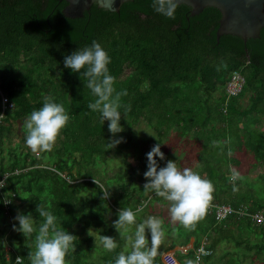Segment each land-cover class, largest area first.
Masks as SVG:
<instances>
[{
    "label": "trees",
    "instance_id": "obj_1",
    "mask_svg": "<svg viewBox=\"0 0 264 264\" xmlns=\"http://www.w3.org/2000/svg\"><path fill=\"white\" fill-rule=\"evenodd\" d=\"M66 5L65 0H0V175L7 176L0 186V264H15L17 256H24V264H30L26 238L12 228L17 210L33 212L39 223L37 203L51 208L76 235L75 247L66 257L68 264H87V252L95 247L90 228L106 226L102 235H112L116 229L111 221L118 218L121 207L135 209L148 201L142 214L137 213L139 223L151 215L149 210L156 202L166 203L152 192L141 194L138 178L142 173L129 161L138 153L125 152L142 123L159 139L176 127L179 137H195L202 149L194 170L202 176L208 173L215 198L234 209L264 213V200L252 188L233 190L239 179L231 181V176L229 186L218 184L210 167L211 151L216 147L225 150L228 168L241 165L236 154L242 151L252 154L254 168L264 165V132H250L243 123L251 117L264 118V28L259 38L247 42L231 35L217 41L221 13L213 7L191 16V8L181 4L175 17L169 18L154 11L152 0L126 2L119 13L95 3L82 18L72 19L63 14ZM93 40L101 42L112 58L109 68L116 77V89H127L121 98L122 113L131 105L126 119H121L125 131L119 135L126 142L114 149L106 147V139L112 135L107 122L102 124L99 114L88 108L95 97L83 82L86 78L63 64L66 54ZM128 70L133 73L127 75ZM235 72L244 78L243 89L227 102L226 85ZM222 86L225 89L218 95L214 124L209 103ZM46 94L63 103L70 120L54 147L37 153L25 144L23 122L42 106ZM118 155L121 163L110 167L111 158ZM94 177L111 191L107 201L102 200V189ZM263 178V174L258 177ZM169 230H178L181 246L196 240L186 254L176 253L181 264L188 261L184 263L181 257L194 260L200 237H208V248L213 250L205 260L214 258L220 243L231 240L240 256L227 264L247 259L250 264H264V224H254L246 216L217 223L213 214L205 212L193 226L181 224ZM120 241L113 251L102 246L99 264H111L122 251ZM175 243L158 251L155 264H164L162 254L174 249Z\"/></svg>",
    "mask_w": 264,
    "mask_h": 264
},
{
    "label": "clouds",
    "instance_id": "obj_2",
    "mask_svg": "<svg viewBox=\"0 0 264 264\" xmlns=\"http://www.w3.org/2000/svg\"><path fill=\"white\" fill-rule=\"evenodd\" d=\"M179 3L180 0H152V7L157 13L174 18ZM111 59L101 42L93 40L91 44L66 54L63 60L65 68L78 73L81 78H86L83 82L95 97L89 102L88 108L99 114L102 124L107 122L108 130L112 134L106 139L108 149H114L126 142V137L119 135L125 131L121 119H126L127 112L131 110V105L128 104L124 107V112L121 111V98L127 95V89H116V77L109 68ZM69 120L70 115L63 103L58 102L52 95H44L42 106L33 109L23 122L26 129L25 144L37 153L51 150ZM212 143L216 144L218 141L213 140ZM146 157L147 168L143 172L146 178L144 191L152 192L169 202L172 221H178L186 227L193 226L205 214L214 196L212 181L205 179L191 167H178L176 160L168 159L166 164L161 166L160 161L166 157L160 142L151 147ZM230 174L233 181L240 177V172L234 167L230 168ZM5 182L6 179H0V185ZM95 182L102 189V200L110 199L111 191L104 188L98 180L95 179ZM233 190H238L235 184ZM147 205L148 201H142L135 209L130 206L121 207L117 213L118 218L111 221L121 236L129 232L130 226L135 225L134 233L127 235L130 250L126 244L125 250L120 251L111 264H155L157 245L164 238L165 230L161 218L156 215H147L137 223V213ZM36 212L42 218L39 223L33 212L17 210L12 224L13 230L26 238L30 249L27 256L30 264H68L66 257L70 249L75 247L76 235L65 228L55 212L44 203H37ZM92 230L89 229L90 235ZM101 242L103 248L108 251H113L118 246L116 237L112 235L103 234ZM33 244L34 247L31 246ZM181 250L186 254L190 249L187 248L186 252ZM176 258L178 259L177 256ZM24 259V256H17L15 264H24ZM178 261L181 264L179 259ZM187 264H199V256L195 260L189 259Z\"/></svg>",
    "mask_w": 264,
    "mask_h": 264
},
{
    "label": "rangeland",
    "instance_id": "obj_3",
    "mask_svg": "<svg viewBox=\"0 0 264 264\" xmlns=\"http://www.w3.org/2000/svg\"><path fill=\"white\" fill-rule=\"evenodd\" d=\"M126 73L127 75H130L133 72L132 70H128ZM224 89H225V86H222L219 90H217L213 94L211 98V102L209 103L210 105H212L211 106L212 114L214 113L213 114L214 116L212 118V121H214V124H216V121L214 119H217V116H218V113L216 111L217 110L216 105L219 102L218 95ZM244 105H246V102ZM243 123L246 124L250 132H255L258 130L264 132V118H262V120L260 121V118L258 117H253V119L251 117L246 121L243 120ZM190 134L193 136H197L195 133H192V132H190ZM183 135L182 137H179V129L178 127H176L175 129L174 128L169 129L168 135L166 137H162L161 139H159L155 131H153V129L150 128L146 123H142L135 128L134 135H133L134 137L130 144V149L126 150L125 152L126 153H129V152L138 153V156H130L129 161L134 166H138L137 167L138 172L142 173L141 178H138V185L141 186L140 190L142 191L141 194L146 195V196L149 195V192H145L143 189V185L146 179L143 175V172L147 168L146 153L151 149V147L155 143H158V141H161L162 151L165 153V157H166L165 160L160 161L161 166L165 165L168 159H172V160H176L178 167H181V168L191 167L194 169L197 163L198 154L200 150L202 149L201 144L200 142L195 141V137L188 136L185 138ZM211 153L213 155H211L210 157V160H211L210 167H211V170L213 171L212 173L214 175L213 177L215 179V182L221 185L227 184V186H229L231 184L229 181L231 174H230L228 165L225 164L226 163L225 150L223 151L222 147H216L215 150L211 151ZM208 156L209 155H207V157ZM236 156L238 159L241 160V165L239 167H236V169L240 172V177L238 178L239 184L237 185L238 189L240 190L242 189L243 191H248L250 188H252L254 190L253 192H255V195L264 200V180L258 179L260 175L262 174L264 175V165H256V167L254 168L252 166V162L254 161V159L252 158V154L245 152V151L238 152ZM157 159H159V157ZM121 160H122V156L120 155H118V157L116 158H111L110 167L120 164ZM230 165H232V167L235 168L233 164H230ZM242 174H246V176H243ZM168 204L169 203L167 202V204L163 206L161 203L160 204L155 203L153 207L149 210L151 215H156L161 218L163 222L162 226L165 230L164 238L161 240L159 245H157V253L158 251H161L162 249L165 250L168 247H170L173 241L177 243L174 249L180 247L179 249H176L177 251H180L181 249H184V248L190 249V246H193V244L196 242L195 239H191L187 245L185 246L179 245L178 242L182 240V238L177 239L178 238L177 235L179 234L178 230H176L175 232H173V230L172 232L171 230H169L170 228L172 229L176 228L175 224L177 221H172ZM140 214H142V212L138 213V215ZM107 225H111V223ZM105 227L106 226H103L99 229L92 230L91 232L92 236H94L95 238V242L97 245L102 244L101 238H102L103 229ZM134 231H135V227L130 226L129 232L126 233V236L130 233H134ZM232 231H235V229L232 228ZM118 235L119 233L117 232V230L116 232L112 234V236H115L116 239L118 238ZM233 235L235 237L238 234L234 232ZM239 238L240 237H238L237 240ZM201 239L202 237H200V240ZM250 239L251 240L254 239L252 235L250 236ZM120 240L121 238L119 237L117 241H120ZM125 240H127V237H125ZM149 240H150V234H149ZM126 244L128 245V248L130 250V243L128 242V240ZM238 249L239 248L237 247L236 243H234L231 240L228 242L226 241L222 242L216 248V255L214 256V258H212L211 260L206 259L204 261L205 262L204 264H227L229 259H230V262L233 259L237 260V255L240 256V254H235L238 251ZM124 250H125V247H124ZM87 254H89L88 255L89 260L87 264H99L98 262L101 260V257L104 254V249L100 246H95L93 250L91 252H87ZM184 258L186 257H183V258L181 257L180 259H184ZM259 263L260 262L258 261L255 264H259ZM241 264H250V262L247 259V260H244Z\"/></svg>",
    "mask_w": 264,
    "mask_h": 264
},
{
    "label": "water",
    "instance_id": "obj_4",
    "mask_svg": "<svg viewBox=\"0 0 264 264\" xmlns=\"http://www.w3.org/2000/svg\"><path fill=\"white\" fill-rule=\"evenodd\" d=\"M62 1V0H61ZM63 14L67 18H82L97 3L101 9L119 13L122 5L133 0H65ZM191 8V16L199 15L205 8L220 11L221 19L216 33L217 41L222 36L231 35L248 39L259 38L264 28V0H180Z\"/></svg>",
    "mask_w": 264,
    "mask_h": 264
},
{
    "label": "built area",
    "instance_id": "obj_5",
    "mask_svg": "<svg viewBox=\"0 0 264 264\" xmlns=\"http://www.w3.org/2000/svg\"><path fill=\"white\" fill-rule=\"evenodd\" d=\"M243 84L244 78L238 72L233 73L231 79L226 85L227 102L229 101V99L234 96H237L242 91ZM227 102L225 104V107L227 106ZM0 179H6V177H2L0 175ZM231 181L233 180L231 179ZM3 185L0 186L2 187ZM206 212L213 214L217 223H224L228 219H231L235 216H246L254 224H264V213L258 212L255 214H251L243 209H234L231 205L227 203L216 201L214 196L209 202ZM183 251L186 252L187 249H183ZM212 254L213 250L208 248L207 238H203L202 241L194 248V260L197 256H199V264H203L205 258L209 257ZM162 261L164 264H180L175 254L172 252H165L162 256Z\"/></svg>",
    "mask_w": 264,
    "mask_h": 264
},
{
    "label": "crops",
    "instance_id": "obj_6",
    "mask_svg": "<svg viewBox=\"0 0 264 264\" xmlns=\"http://www.w3.org/2000/svg\"><path fill=\"white\" fill-rule=\"evenodd\" d=\"M201 151V150H200ZM199 154H200V152H199ZM199 154H198V157H197V163H196V165H195V167H194V169L198 166V163L200 162V157H199ZM232 167V165H230L229 166V168H231ZM203 176H204V178L205 179H207V177H208V175H207V173L205 172V174H203ZM215 200L216 201H218L216 198H215ZM166 202V201H165ZM219 202H221V201H219ZM157 204H160V203H158V202H156ZM169 203V202H168ZM167 204V202L166 203H163L162 205L163 206H165ZM181 225V223L180 222H176V224H175V226L176 227H178V226H180ZM121 236V235H120ZM124 240H122L121 242H120V247H121V250H124V247H125V245H126V243H127V240H125V237H127L126 236V233H125V235L124 236H121ZM192 239H194V238H192ZM94 242H95V238H94ZM194 245V244H193ZM95 246H100V247H102V244H99V245H97L96 244V242H95ZM180 247H178V248H176V249H179ZM193 248V246H190V249H192ZM176 249H171V250H168V252H172V253H174L176 256H177V250ZM89 252V251H88ZM164 254V253H163ZM163 254H162V256H163ZM89 255V254H88ZM178 257V256H177ZM179 258V257H178ZM183 261H184V263H185V261L186 260H188L187 258H184V259H182Z\"/></svg>",
    "mask_w": 264,
    "mask_h": 264
},
{
    "label": "bare ground",
    "instance_id": "obj_7",
    "mask_svg": "<svg viewBox=\"0 0 264 264\" xmlns=\"http://www.w3.org/2000/svg\"><path fill=\"white\" fill-rule=\"evenodd\" d=\"M2 177H5V176H2ZM7 177V176H6Z\"/></svg>",
    "mask_w": 264,
    "mask_h": 264
}]
</instances>
